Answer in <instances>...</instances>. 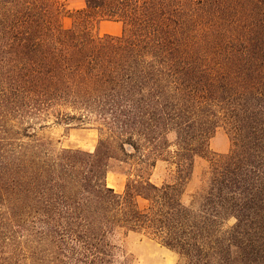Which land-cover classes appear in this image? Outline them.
Instances as JSON below:
<instances>
[{
    "label": "trees",
    "instance_id": "obj_1",
    "mask_svg": "<svg viewBox=\"0 0 264 264\" xmlns=\"http://www.w3.org/2000/svg\"><path fill=\"white\" fill-rule=\"evenodd\" d=\"M99 21L122 23V35L95 37ZM0 43V83L30 106L109 124L81 179L47 170L38 149L0 151V207L18 211L10 221L25 224L29 204L78 211L39 219L60 247L81 250L68 264H110L106 239L117 230L156 241L178 264H234L233 247L245 252L250 233L264 235V0H84L78 10L0 0ZM221 127L232 149L217 156L210 131ZM197 157L209 160L211 178L187 206ZM112 160L130 166L122 193L105 182ZM158 162L175 169L173 181H151Z\"/></svg>",
    "mask_w": 264,
    "mask_h": 264
},
{
    "label": "rangeland",
    "instance_id": "obj_2",
    "mask_svg": "<svg viewBox=\"0 0 264 264\" xmlns=\"http://www.w3.org/2000/svg\"><path fill=\"white\" fill-rule=\"evenodd\" d=\"M64 1L70 10L84 7V0ZM73 21L70 17H66L64 26L70 28ZM123 29L122 23L113 21L95 22L92 27L95 37L121 36ZM4 46L6 44L0 43V47ZM199 50L205 51V47L201 46ZM207 52L208 50L205 51L206 55H208ZM244 92L248 97L256 93L254 90ZM33 107L35 106H30L20 92V88L11 86L7 82L0 83V151L6 152L19 145L23 147V150L29 149L36 152L38 149L41 161L49 165L47 170L58 176L74 175L79 179L83 178L84 172L91 168L90 154H94L99 145L102 138L101 130L109 124L104 125L96 121L82 123L60 121L56 117L55 109L43 110ZM210 133L213 135L210 140L212 152L217 156L230 153L232 142L227 127L218 128L215 132L213 128ZM168 140L171 143L175 142L176 135L170 133ZM129 170L130 166L126 164L110 161L105 180L107 187L122 193L126 187ZM174 170L166 163L158 162L151 181L156 185L173 181ZM210 178L211 163L207 159L197 157L193 174L185 186L183 195L185 205L190 206L193 202L200 201L202 194L209 186ZM73 191L76 189L66 190L65 201L70 204L74 202L73 197H70ZM50 198L59 200L56 196ZM140 204L145 205L142 201ZM29 205L27 212L30 216H23L25 224L8 219L12 215L17 216L18 211L14 206L4 201L0 207V217L5 219L3 227H0V264H68L69 261H66L65 256L73 257L78 252L81 253L80 249L77 251L70 249V245L60 247L57 243L61 237L60 234H57L54 228L46 227L42 221H39L48 216L78 211L52 207L44 209L40 205ZM32 217H36V220L31 219ZM234 224L235 221L232 220L230 226ZM63 236L68 243L70 235ZM250 238L255 241L254 247H251L252 243L249 241L245 252L237 247L232 248L234 264H264V235L256 231L250 233ZM106 240L111 246L108 248L112 255L110 264H178L179 261V256L175 252L141 234L117 230L108 235Z\"/></svg>",
    "mask_w": 264,
    "mask_h": 264
}]
</instances>
